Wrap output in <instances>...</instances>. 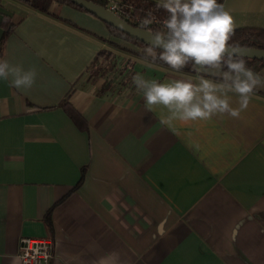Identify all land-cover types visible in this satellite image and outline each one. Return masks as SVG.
Listing matches in <instances>:
<instances>
[{
  "label": "crops",
  "instance_id": "obj_1",
  "mask_svg": "<svg viewBox=\"0 0 264 264\" xmlns=\"http://www.w3.org/2000/svg\"><path fill=\"white\" fill-rule=\"evenodd\" d=\"M222 4L264 28V0ZM143 50L67 3L0 0V60L37 71L0 80V264L21 236L52 237L50 264H264V88L239 118L168 127L132 77L195 73Z\"/></svg>",
  "mask_w": 264,
  "mask_h": 264
},
{
  "label": "clouds",
  "instance_id": "obj_2",
  "mask_svg": "<svg viewBox=\"0 0 264 264\" xmlns=\"http://www.w3.org/2000/svg\"><path fill=\"white\" fill-rule=\"evenodd\" d=\"M157 8L168 15L162 30H149L151 42L143 50L146 59L150 64L162 62L177 73L190 68L195 77L161 82L136 73L132 82L142 93L146 109L166 110L161 123L168 127L214 116L239 118L254 91L264 88V76L247 66L238 43H230L235 35L231 12L218 0H158ZM153 21L149 13L140 27L147 29ZM36 76L34 67L25 70L0 60V80L12 87L31 88Z\"/></svg>",
  "mask_w": 264,
  "mask_h": 264
},
{
  "label": "built area",
  "instance_id": "obj_3",
  "mask_svg": "<svg viewBox=\"0 0 264 264\" xmlns=\"http://www.w3.org/2000/svg\"><path fill=\"white\" fill-rule=\"evenodd\" d=\"M108 10L125 20L140 27L141 20L151 13L154 21L148 30H162L164 16L158 15L156 7L158 0H102ZM20 264H50L54 256V242L50 236H21L18 241Z\"/></svg>",
  "mask_w": 264,
  "mask_h": 264
},
{
  "label": "trees",
  "instance_id": "obj_4",
  "mask_svg": "<svg viewBox=\"0 0 264 264\" xmlns=\"http://www.w3.org/2000/svg\"><path fill=\"white\" fill-rule=\"evenodd\" d=\"M23 1H27L31 6H33L34 8H36L42 12H47L49 4L53 0H23ZM54 1L59 2V3H67L69 5L76 7V8H79L81 10L86 11L84 8L76 5L75 3L71 2L70 0H54ZM92 1H94L98 4H101V5H104L102 0H92ZM222 2H223V0H218V3L222 4ZM154 7H156V12L158 13V15L164 16L165 18H167L168 14L162 8H157V5H155ZM86 12H88V11H86ZM105 25L108 28L110 34L116 38H121V39L130 41V42H133V43L138 44L144 48H146L148 46V45H146V44H144L138 40H135V39L129 37L128 35H126L122 31L114 28L113 26H111L107 23H105ZM152 31H156V30H152ZM109 43L111 44L112 47L120 48L117 44H115L113 42H109ZM230 43H238L240 46L264 48V28L258 27V26L235 27V35L232 37V40L230 41ZM107 52L108 51L101 49L98 52V55L106 54ZM142 56L145 57V54L143 53ZM244 58L246 60L247 66L253 68L256 71H259L264 66V60L263 59L246 58V57H244ZM157 64L168 67L166 64H163L162 62H157ZM183 71L194 73L191 71L190 68H185V69H183ZM63 102L64 101H62V104H64Z\"/></svg>",
  "mask_w": 264,
  "mask_h": 264
},
{
  "label": "water",
  "instance_id": "obj_5",
  "mask_svg": "<svg viewBox=\"0 0 264 264\" xmlns=\"http://www.w3.org/2000/svg\"><path fill=\"white\" fill-rule=\"evenodd\" d=\"M76 5L84 8L89 13L95 15L103 22L113 26L114 28L122 31L129 37L138 40L149 46L151 42V32L148 29H142L139 26H134L110 10L105 6L98 4L92 0H70ZM243 48V56L246 58H255L264 60V48L257 47H247L241 46Z\"/></svg>",
  "mask_w": 264,
  "mask_h": 264
},
{
  "label": "rangeland",
  "instance_id": "obj_6",
  "mask_svg": "<svg viewBox=\"0 0 264 264\" xmlns=\"http://www.w3.org/2000/svg\"><path fill=\"white\" fill-rule=\"evenodd\" d=\"M138 45V44H137ZM140 46V45H139ZM142 47V46H141ZM142 49H145L144 47H142Z\"/></svg>",
  "mask_w": 264,
  "mask_h": 264
}]
</instances>
